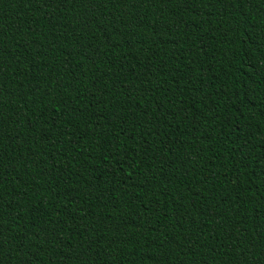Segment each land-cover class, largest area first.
Here are the masks:
<instances>
[{"label":"trees","instance_id":"1","mask_svg":"<svg viewBox=\"0 0 264 264\" xmlns=\"http://www.w3.org/2000/svg\"><path fill=\"white\" fill-rule=\"evenodd\" d=\"M0 264H264V0H0Z\"/></svg>","mask_w":264,"mask_h":264}]
</instances>
